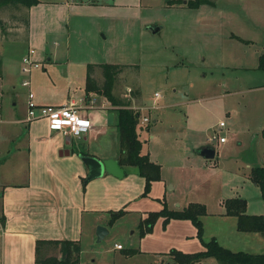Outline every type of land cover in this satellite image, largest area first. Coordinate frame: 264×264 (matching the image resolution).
<instances>
[{
    "label": "rangeland",
    "instance_id": "1",
    "mask_svg": "<svg viewBox=\"0 0 264 264\" xmlns=\"http://www.w3.org/2000/svg\"><path fill=\"white\" fill-rule=\"evenodd\" d=\"M90 1L99 4L77 9L70 15L68 32L56 36L55 43L51 39L57 50L52 60L39 59L38 67L14 77L16 88L7 85L2 92L3 110L18 115L19 98L26 93L21 85L24 78L51 102L72 94L89 104L95 97L94 107L103 103L104 113L115 112L114 121L99 124V135L90 139L91 149L108 153L107 157L119 152L117 109L109 108L102 94H84L87 64H129L118 73L113 89L127 104L151 101L154 90L162 93L159 108L149 114L151 120L139 135L149 157L160 164V177L151 182L146 194L144 177L133 165L122 177L105 173L88 181L91 196L86 205L96 210L84 216L80 264H159L162 259L164 264L172 249L198 251L204 248L201 239L213 237L231 250L252 252L241 247L248 245L249 238H241L244 230L237 228V216L225 211L224 201L245 198L246 212H264L259 186L249 177L250 167L260 163L264 152V69L259 67L264 51V0H204L196 7L168 0ZM26 12L23 6H0V16L12 27L24 26ZM155 23L161 28L152 31L149 26ZM23 40L12 43L8 55L17 59L19 50L26 53ZM93 76L103 81L98 67ZM128 87L133 101L125 96ZM220 120L225 122L220 134L226 135V141L217 144L208 138ZM7 125L0 122V129ZM4 138L0 134V149L7 143ZM73 138L87 145L83 135ZM200 140L216 147L214 158L192 154ZM188 200L205 205L201 239L194 223L181 218L163 222L158 217L150 231L141 233L140 222L148 211L164 202L173 207L175 201ZM119 208L126 211L109 224L111 212ZM96 216H101L99 221ZM98 224H109V232L99 241L93 234ZM129 248L136 251L125 254ZM47 252L57 250L47 248ZM200 259L209 264L215 257Z\"/></svg>",
    "mask_w": 264,
    "mask_h": 264
},
{
    "label": "crops",
    "instance_id": "2",
    "mask_svg": "<svg viewBox=\"0 0 264 264\" xmlns=\"http://www.w3.org/2000/svg\"><path fill=\"white\" fill-rule=\"evenodd\" d=\"M86 4L93 6L99 3L90 0H39L29 8L26 7V15L22 18L24 26L19 24L17 27L8 25L0 16L3 21L0 26V122L9 124L0 129V134L4 135L7 141L5 147L0 149V219L3 217L0 230V264H34L37 239L67 238L80 242L83 236L84 216L96 210L95 207L86 205L91 196L87 194L89 180L83 182L88 173V166L79 154L107 157L108 153L91 149L90 139L99 135L101 131L99 124L114 121L115 112L104 113L101 105H95L88 110L93 126L83 136L86 145L74 141L73 136L49 129L45 119L26 121L27 87L23 86L26 88V93L19 98L22 106L20 115L11 109L4 111L2 104L4 87L9 85L16 88L13 79L22 71L20 62L25 54V51L22 53L19 50L17 54L21 56L18 57L17 66L18 58L8 55L12 43L17 39H24L27 41L26 51L29 47L34 48L36 60H52V55L57 50L50 44L51 39L55 43L56 36H64L63 34L69 30L70 15L80 7H86ZM109 4L119 5V3ZM29 88L34 92L35 100L39 103L60 104L81 97L70 94L71 96L68 95L70 97H63L59 102H51L43 93L37 89L33 90L31 82ZM18 101L14 104L17 105ZM3 113L7 116L3 117ZM109 113L112 114L110 118ZM156 115H160L159 111ZM156 120L157 118L154 117L153 121ZM143 127V125L139 127L140 135ZM200 142L203 144L206 141L200 140ZM216 143L220 142L216 141ZM214 148L216 155V147ZM143 149L150 152L144 141ZM191 152L193 155L203 157L194 152V147ZM263 162L264 158L261 157L259 164ZM247 165L249 166V163ZM123 168L125 175L128 165ZM105 173L107 172L103 174ZM108 175L116 177L110 173ZM190 202L199 201L188 200L184 204L175 201L173 207H168L180 209ZM100 217L96 216L94 219L99 221ZM201 217L202 215L200 219ZM104 225L109 232V224ZM240 235L241 238L244 237L243 235L249 238L248 245L241 246L242 248L252 251L251 253L264 252V236L260 232L240 231ZM159 264H163V259ZM192 264L206 263H202L200 259ZM209 264L221 263L215 258Z\"/></svg>",
    "mask_w": 264,
    "mask_h": 264
},
{
    "label": "trees",
    "instance_id": "3",
    "mask_svg": "<svg viewBox=\"0 0 264 264\" xmlns=\"http://www.w3.org/2000/svg\"><path fill=\"white\" fill-rule=\"evenodd\" d=\"M170 2H184L189 7H196L204 0H168ZM39 0H0V6L9 5L15 8L21 6L29 8L38 3ZM26 22H28L26 20ZM0 18V26H2ZM127 63L114 62H89L85 78V95L91 93L104 95L113 105L127 104L123 98L113 92L116 78L123 66ZM98 67L103 76L101 83L93 76L95 68ZM259 67L264 69V51L259 55ZM117 125L119 128V152L117 160L120 165L136 166L138 172L144 177V194L150 188L151 182L160 177V164L150 159L148 151L143 149V140L139 137L138 114L134 109L126 106L116 107ZM264 135V127L262 128ZM264 157V152H263ZM249 177L260 189L264 203V162L252 166ZM246 200L240 197L227 198L224 201L225 211L237 216V228L244 231H258L264 236V212L248 213L245 210ZM126 210L119 208L111 212L109 224L122 215ZM205 205L199 202H190L180 209L169 208L164 202L157 210L148 211L140 222L141 233L150 231L158 217H163V222L171 218L190 219L196 226V235L202 234V221L200 216L205 213ZM3 220V217H1ZM204 248L193 252H183L172 249L170 257L177 264H192L204 256H214L221 264H264V252L251 253L242 250L234 251L221 245L216 238L204 241ZM47 248L57 250L48 253ZM135 248L125 249L124 253L135 252ZM81 245L79 240L67 238L37 239L35 243L34 264H80Z\"/></svg>",
    "mask_w": 264,
    "mask_h": 264
},
{
    "label": "built area",
    "instance_id": "4",
    "mask_svg": "<svg viewBox=\"0 0 264 264\" xmlns=\"http://www.w3.org/2000/svg\"><path fill=\"white\" fill-rule=\"evenodd\" d=\"M34 48H29L27 52L22 56V71L29 73L32 67H38V60L34 57ZM22 86L27 87V108H26V121H32L35 119H45L48 128L51 130L60 131L69 136H84L93 126V122L88 114V108H93L95 103V97L90 98L89 104H83L84 97L77 99H70L64 103H39L35 100L34 92L29 88V78H24L21 81ZM132 88L128 87L125 92V96L133 101ZM162 93L160 90H154L151 101L145 100L141 104H137L134 101L127 105H113L110 101L107 102L109 107L126 106L134 109L137 112L138 123L140 125L150 122V113L159 108L158 100L161 98ZM104 106L103 103L100 104ZM225 125L223 120H220L217 125V131L208 138V140H217L223 142L226 140L225 134H220L222 127ZM2 229V221L0 219V230ZM116 248H122L120 243H115Z\"/></svg>",
    "mask_w": 264,
    "mask_h": 264
},
{
    "label": "water",
    "instance_id": "5",
    "mask_svg": "<svg viewBox=\"0 0 264 264\" xmlns=\"http://www.w3.org/2000/svg\"><path fill=\"white\" fill-rule=\"evenodd\" d=\"M149 28L152 31H157L161 28L160 24H151ZM112 116L109 113V118ZM194 152L199 153L205 158H213L215 155V148L211 143H203L198 147L194 148ZM80 158L87 164L88 173L86 175V180L93 179L95 177L101 176L104 172L110 173L116 177H122L124 175V168L119 164L116 157L108 156L100 158L93 154H79ZM108 232V228L101 224L96 226L95 234L96 240H101L105 234ZM164 264H177L172 258H168Z\"/></svg>",
    "mask_w": 264,
    "mask_h": 264
}]
</instances>
